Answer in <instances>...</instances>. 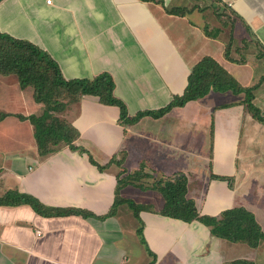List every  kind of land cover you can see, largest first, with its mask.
<instances>
[{
    "label": "crops",
    "instance_id": "crops-1",
    "mask_svg": "<svg viewBox=\"0 0 264 264\" xmlns=\"http://www.w3.org/2000/svg\"><path fill=\"white\" fill-rule=\"evenodd\" d=\"M0 32L44 50L65 79L110 74L113 93L124 102L130 117L159 109L181 94L192 66L204 56L241 77V86H255L252 102L264 110V87L256 89L258 83L250 80L249 72L259 74L258 66L264 65V0H0ZM230 95L224 102L230 105L225 107L216 94L209 93L187 103L200 101L214 115L213 141L205 160L208 170L202 178L168 169L161 162L155 166L164 176L186 175L187 196L201 214L217 215L243 206L257 220L248 206L262 210L259 205L264 202L251 203L241 182L251 173L248 167L254 153L250 147L257 145L264 151V124L241 103V93ZM43 106L34 100L31 86L22 88L14 74H0V112L7 115L0 119V198L10 192L27 194L50 213L38 212L28 203H0V264H148L152 256L146 248L147 254L134 255V245L127 240V233L138 228L132 223V211L120 204L115 214L97 216L107 213L114 202L117 174L137 170L130 165L138 152L149 149L135 137L153 140L154 127L165 117L146 115L135 124L124 125L118 108L100 103L94 95L67 103L58 116L79 132L74 144L86 149L99 164L111 158L120 162L100 171L87 153L67 144L42 154L33 125L19 116L39 115ZM152 154L155 159L164 157L160 152ZM122 157L128 169L122 167ZM263 163L255 160L259 171H263L259 167ZM210 172L233 176L232 186L210 179ZM119 194L149 206L139 216L147 246L156 256L153 264H225L235 260L264 264L237 254L239 249L247 252L241 245L256 249L264 241L250 247L212 235L199 221L163 216L159 213L163 198L154 189L128 184ZM70 208L94 216L54 214ZM260 216L264 223V210ZM263 252L260 250L261 259Z\"/></svg>",
    "mask_w": 264,
    "mask_h": 264
},
{
    "label": "trees",
    "instance_id": "trees-1",
    "mask_svg": "<svg viewBox=\"0 0 264 264\" xmlns=\"http://www.w3.org/2000/svg\"><path fill=\"white\" fill-rule=\"evenodd\" d=\"M0 74H14L19 85L22 88L31 86L34 100L44 105L39 115L19 116L20 119H29L33 125L34 137L42 154L54 151L59 144H67L71 149H78L80 152L87 153L89 161L100 171L106 169L110 163L120 164V162L115 158H111L106 164L96 162L86 149L74 144L79 132L66 119L58 116L65 109L67 103L78 101L83 95H94L100 103L116 106L119 111L120 123L132 125L146 115L158 118L173 107H180L189 101L202 98L210 91L243 93L244 97L241 103L244 104L253 118L264 124V114L252 102L254 97L252 90L255 86H241L233 75L210 56L202 57L192 66L187 76L186 87L181 94L174 95L165 106L159 109L140 111L132 117L128 116L124 102L115 97L113 93L114 81L110 74L103 72L90 79H65L58 64L44 50L28 41L16 39L2 32H0ZM227 105L224 104V106ZM6 116L5 113L0 112V119ZM123 173L124 171L121 170L117 174L115 197L110 210L97 217L105 218L113 215L120 204L128 202L127 204L133 216L142 224L139 212L149 208V206L134 203L119 194L122 186L130 184L142 190L154 189L158 191L163 198V206L159 211L163 216L185 222L199 221L209 227L212 235L231 242L245 243L250 247H257L264 241V231L254 214L243 206L224 209L217 215L201 214L194 200L187 196L188 180L182 172H176L171 176L162 175L153 179L151 183L143 181L145 178L152 177L151 174L145 171L135 170L127 174ZM209 178L227 181L228 185L232 186L233 178L231 176L217 175L210 172ZM3 202L8 204L28 203L36 211L50 214L44 211L34 197L27 194L10 192L0 198V203ZM67 213H77L85 217L94 216L90 212L73 208L60 210L54 214ZM142 227L143 225L138 226L136 232L147 253L152 256L148 264H153L156 256L147 246ZM225 264L254 263L246 260H235Z\"/></svg>",
    "mask_w": 264,
    "mask_h": 264
},
{
    "label": "rangeland",
    "instance_id": "rangeland-1",
    "mask_svg": "<svg viewBox=\"0 0 264 264\" xmlns=\"http://www.w3.org/2000/svg\"><path fill=\"white\" fill-rule=\"evenodd\" d=\"M234 43L238 44V41L234 40ZM258 67H260V69H258L259 74H255V71L249 70L250 80H253L254 82L258 83L256 84V89L259 87H264V76H260V73L264 72V65ZM233 77L237 80L238 83L241 81V77H236V75ZM254 89L252 90V92L254 91ZM254 93L255 92H253V94ZM210 94H216L218 96L217 101L221 103L227 101V99L231 96L230 92L225 93L210 91L209 95ZM241 95L244 96L243 93H241ZM197 100L199 99H196V101ZM199 102L200 101H198L197 103H192V105H187V102L183 106H176V111L171 113L170 117L167 115V113L170 111L158 117L162 118L164 116L165 119H163L158 125L156 124V126L154 127L155 131L153 132V135L155 138H153V140H142L140 139L141 137H135L137 139V143L141 145L145 143L146 147H149V149L145 153L141 154L140 152H138V157L136 158V161L132 162V164L130 165L134 169L142 170L152 175V177L143 179L144 182L151 183L153 182V179L162 176L161 172L158 171L155 166V164L159 165L160 162L163 164H167L168 169L185 171L190 176L199 175L198 177L200 178H202L203 173L208 170V163L205 160L209 156V152L212 146L214 115L211 108L209 109L208 107H204ZM224 104H228L227 106L230 105L229 103ZM224 104L222 105V107H225ZM184 107L186 108L181 109ZM261 112L264 114V110H262ZM169 143L170 147L167 146V144ZM242 143L243 141L241 140L240 145ZM250 151L254 153L252 163L250 167H248V169L251 168V173L249 174V176L245 175L244 180H242L241 182L242 188L245 189V191L247 190L249 192L251 196V203L258 202L259 200L264 202V163L263 165H259V167L263 171H259L258 166H255V160L264 161V151H261L257 145H252L250 147ZM158 152L164 154V157L157 159L151 157V155H153L152 153H154V155H157ZM122 160L121 161L123 162V166L122 164L121 166L128 169V166L126 165V158L122 157ZM110 165L111 163L108 165V167ZM237 194L239 196L238 192ZM135 198L138 199V197ZM127 200H131L134 203H137V201L134 199L132 200L130 198H127ZM127 203L128 202H124L121 205L123 207L128 208L131 212V209L129 208ZM248 207L256 213L257 220L264 228V223L262 222L260 216L261 211L264 210V205H259L260 209L262 210H259L258 208L252 206ZM137 221L138 220L134 217V222L132 223H135L137 227L140 225L144 226L143 222L141 224L138 221L137 224ZM133 236L137 237L138 244L136 243L135 239H133L135 238ZM127 240H131V244L134 245V248L132 250L135 253L134 255L139 254L142 256L143 253L147 254L144 249L145 246L141 243L139 235L136 233V231L133 234L127 233ZM240 248H244V250H246L247 252H249L248 250H250V252L247 254V252H243L242 249H239V254V252L237 253L238 249H236L238 257L248 258L253 261L256 260V262L264 261V256L262 257V259L260 258V250L264 249V243H262V245L256 249L242 247V245L240 246ZM236 253L234 254V256H237Z\"/></svg>",
    "mask_w": 264,
    "mask_h": 264
},
{
    "label": "built area",
    "instance_id": "built-area-1",
    "mask_svg": "<svg viewBox=\"0 0 264 264\" xmlns=\"http://www.w3.org/2000/svg\"><path fill=\"white\" fill-rule=\"evenodd\" d=\"M36 232H37V234H40V231L39 230H37Z\"/></svg>",
    "mask_w": 264,
    "mask_h": 264
}]
</instances>
